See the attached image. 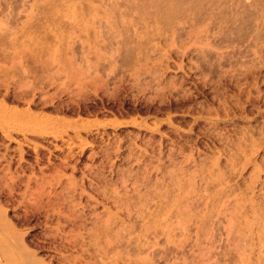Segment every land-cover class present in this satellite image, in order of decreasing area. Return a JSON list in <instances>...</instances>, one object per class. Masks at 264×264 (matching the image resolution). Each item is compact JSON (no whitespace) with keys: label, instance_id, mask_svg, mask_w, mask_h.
<instances>
[{"label":"rangeland","instance_id":"rangeland-1","mask_svg":"<svg viewBox=\"0 0 264 264\" xmlns=\"http://www.w3.org/2000/svg\"><path fill=\"white\" fill-rule=\"evenodd\" d=\"M0 109V264H264V0H0Z\"/></svg>","mask_w":264,"mask_h":264},{"label":"bare ground","instance_id":"bare-ground-1","mask_svg":"<svg viewBox=\"0 0 264 264\" xmlns=\"http://www.w3.org/2000/svg\"><path fill=\"white\" fill-rule=\"evenodd\" d=\"M42 100V99H41ZM34 101V100H33ZM4 103V102H3ZM3 107V106H2ZM9 108V107H8ZM23 108V107H22ZM3 109V108H2ZM2 109H0L1 111H2ZM4 109H6V108H4ZM8 111H14V109H11V110H8ZM16 112V111H15ZM22 112V115H25V116H28V115H31V116H28V117H32L33 115H34V117H35V114H33L29 109L27 110H25V111H21ZM4 114V113H3ZM7 114V113H6ZM17 114H18V111H17ZM20 114V113H19ZM45 114V113H44ZM10 115V114H9ZM13 115H15V113L13 114ZM2 116V115H1ZM16 116V115H15ZM11 117H12V115H11ZM33 118V117H32ZM53 118V117H52ZM21 119H22V117H21ZM27 119V118H26ZM29 119V118H28ZM34 119V118H33ZM35 119H36V117H35ZM42 119V118H41ZM32 120V119H31ZM58 120V119H57ZM63 120V119H62ZM21 121V120H20ZM20 123V122H19ZM52 123V122H51ZM23 125V124H22ZM25 134V133H24ZM33 134V133H32ZM1 221V220H0Z\"/></svg>","mask_w":264,"mask_h":264}]
</instances>
